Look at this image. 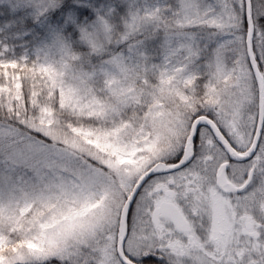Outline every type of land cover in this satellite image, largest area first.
Segmentation results:
<instances>
[{
	"label": "snow or ice",
	"instance_id": "obj_1",
	"mask_svg": "<svg viewBox=\"0 0 264 264\" xmlns=\"http://www.w3.org/2000/svg\"><path fill=\"white\" fill-rule=\"evenodd\" d=\"M13 7L0 264H264V0Z\"/></svg>",
	"mask_w": 264,
	"mask_h": 264
},
{
	"label": "trees",
	"instance_id": "obj_2",
	"mask_svg": "<svg viewBox=\"0 0 264 264\" xmlns=\"http://www.w3.org/2000/svg\"><path fill=\"white\" fill-rule=\"evenodd\" d=\"M41 35V25L33 19L31 10L17 11L13 0H0V42L13 48L14 55L31 50Z\"/></svg>",
	"mask_w": 264,
	"mask_h": 264
}]
</instances>
